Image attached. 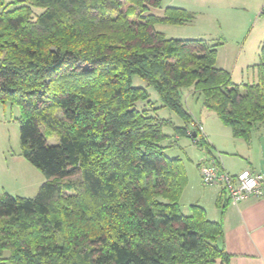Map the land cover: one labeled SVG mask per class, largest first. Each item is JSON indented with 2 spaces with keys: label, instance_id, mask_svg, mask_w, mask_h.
<instances>
[{
  "label": "trees",
  "instance_id": "16d2710c",
  "mask_svg": "<svg viewBox=\"0 0 264 264\" xmlns=\"http://www.w3.org/2000/svg\"><path fill=\"white\" fill-rule=\"evenodd\" d=\"M26 2L0 13V102L20 107L22 154L46 181L34 198H0V255L11 250L12 264H228L222 222L198 203L182 209L187 168L166 154L165 128L210 151L185 102L191 89L250 140L264 123V43L258 82L235 84L217 67V44L154 29L191 24L194 12L157 16L161 0ZM135 75L157 89L159 107H136L150 93ZM161 108L184 124L157 116Z\"/></svg>",
  "mask_w": 264,
  "mask_h": 264
},
{
  "label": "crops",
  "instance_id": "0c3cea01",
  "mask_svg": "<svg viewBox=\"0 0 264 264\" xmlns=\"http://www.w3.org/2000/svg\"><path fill=\"white\" fill-rule=\"evenodd\" d=\"M168 2L167 7L183 8L196 13L197 16L208 12L210 19L219 23L220 30L223 28L221 21L223 12L229 11L231 15H236L237 20L231 21L229 26L230 31L236 30L234 35L227 36L220 32L208 31L205 37L198 39H206L217 44L218 67L228 71L233 70L232 80L235 84H243V81L234 79L237 71L244 74L250 68L257 69L255 66L260 61L264 43V19H259L258 14L261 13L264 0H170ZM197 18L195 21L198 20ZM226 19L228 24L229 18L226 17ZM248 23L249 31L247 30ZM257 25L260 28L254 35L253 32ZM226 45H240L234 65L231 63L226 65L223 59ZM185 95L188 97L186 98L187 108L199 125L210 150L208 152L202 148L203 153L197 160V180L200 179L197 186L201 195L194 203L206 209L209 219L222 222L224 235L220 243L230 255L228 264H264V200L248 198L234 202L227 197L220 184L211 186L202 184L200 173L202 164L217 162L233 175L243 170H250L264 176V123H260L254 129L250 140L235 138L231 127L222 123L218 115V120L213 117L211 122L208 120L209 117L204 120L202 114L196 116L192 108L193 106L199 107L201 100L194 105L191 96L195 95L199 98V93L191 92V95L189 93ZM203 111L202 107L201 112ZM193 127L194 124L190 123V130ZM176 138L177 141L182 139V137ZM189 139L191 140L190 145L199 147L195 140ZM187 173L189 175L188 169ZM215 264L223 263L218 260Z\"/></svg>",
  "mask_w": 264,
  "mask_h": 264
},
{
  "label": "rangeland",
  "instance_id": "374dc122",
  "mask_svg": "<svg viewBox=\"0 0 264 264\" xmlns=\"http://www.w3.org/2000/svg\"><path fill=\"white\" fill-rule=\"evenodd\" d=\"M0 1V13H2L4 10L16 9L23 3H27V0ZM168 1L170 0H161L160 8L154 9L152 12L157 16H162L164 10L168 6ZM34 11L37 15H39L44 11V9L38 7L35 8ZM196 17H198V20L191 24L172 25L167 23H157L154 26V29L156 31L165 33L169 38L180 40L202 38L205 37V33H207L208 31L214 33L220 32L227 36H232L236 32V30L230 31L231 28L229 26L231 25V21L237 20V17L236 15H231L229 11L223 12L221 16V21L223 22L222 30H220L219 28V23L213 22V20L210 19L208 12H204V14L201 13L200 16H197L196 14ZM226 17L229 18L230 21L228 22V24ZM258 18L264 19V16L259 13ZM248 25L249 23L247 24V30L249 31L250 25H252L251 22L250 25ZM258 28H260L259 25H257V27L255 28L253 32L254 35L258 32ZM239 49L240 45H226L225 53L223 54V59L226 65H229L230 63L234 65V63L237 61V53ZM220 63H222L221 59ZM232 71L233 70H230L231 74L233 73ZM234 79L243 81V84H253L255 82L257 83L258 70H253V68H250L245 71L244 74L238 73L237 71L235 73ZM133 83L136 86L147 87L150 93V102L142 100L139 101L136 105L138 109H153L161 105L159 93L154 86L148 85V83L144 79L137 75L133 77ZM191 92H193L191 91V89L185 90L186 94L189 93L191 95ZM200 96V94L198 95L199 98L195 97V95L191 96L192 104L194 105L198 100H201L199 107L193 106L192 108L196 116H201L202 114L203 119L205 120L209 117L208 120L210 122L212 121L213 117L218 120L217 114L214 111H211L204 107L203 98L202 96ZM186 98L188 97H185V102L187 100ZM186 104L188 105V103ZM202 107L204 108L203 112H201ZM156 115L161 118H172L177 125L184 124V121L169 108L159 109ZM20 116V107L17 104H13L10 101L0 102V198L5 194L34 198L37 195L41 185L46 181V177L43 175V173L31 162H29L22 154V146L20 140ZM165 132L170 134L171 137L166 139L163 144L170 145L172 144L171 142H173V146L167 147L166 154L169 157H182L189 172L188 184L180 201L183 211L186 214H189L190 205H192L198 199V196L201 195V192H198L199 188L197 186V184L200 182V179L197 180V160L200 157V154L203 153L202 147H194L190 145L191 140L187 137H182V139L176 141L173 136V131L169 127L165 128ZM49 141L51 143H55L57 142V137L55 135H51ZM10 257L11 250L6 249L2 253V255H0V264H12V262L10 261Z\"/></svg>",
  "mask_w": 264,
  "mask_h": 264
},
{
  "label": "built area",
  "instance_id": "2783aa9c",
  "mask_svg": "<svg viewBox=\"0 0 264 264\" xmlns=\"http://www.w3.org/2000/svg\"><path fill=\"white\" fill-rule=\"evenodd\" d=\"M261 15L264 16V2ZM200 172L204 185L220 184L227 197L234 202L248 198L264 200V176L258 172L243 170L233 175L217 162L202 164Z\"/></svg>",
  "mask_w": 264,
  "mask_h": 264
},
{
  "label": "water",
  "instance_id": "95a60500",
  "mask_svg": "<svg viewBox=\"0 0 264 264\" xmlns=\"http://www.w3.org/2000/svg\"><path fill=\"white\" fill-rule=\"evenodd\" d=\"M196 135V133H194Z\"/></svg>",
  "mask_w": 264,
  "mask_h": 264
}]
</instances>
